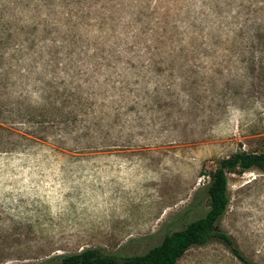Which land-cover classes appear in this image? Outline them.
I'll use <instances>...</instances> for the list:
<instances>
[{
	"label": "rangeland",
	"instance_id": "obj_1",
	"mask_svg": "<svg viewBox=\"0 0 264 264\" xmlns=\"http://www.w3.org/2000/svg\"><path fill=\"white\" fill-rule=\"evenodd\" d=\"M254 4H92L76 30L89 41L88 68L94 50H104L105 65L80 89L96 113L64 127L56 122L65 116H41L39 108L52 76L61 90L62 67L79 70L78 50L53 46L47 66L53 35L43 0H0V264H56L86 247L141 254L204 215L218 161L264 151V54L238 29ZM200 19L203 38L191 26ZM208 30L218 35L213 44ZM146 45H155L154 55ZM227 178L229 203L217 227L264 264V170L237 169ZM175 264L244 263L215 239L188 248Z\"/></svg>",
	"mask_w": 264,
	"mask_h": 264
},
{
	"label": "trees",
	"instance_id": "obj_2",
	"mask_svg": "<svg viewBox=\"0 0 264 264\" xmlns=\"http://www.w3.org/2000/svg\"><path fill=\"white\" fill-rule=\"evenodd\" d=\"M99 0H43L45 8L47 10V32L52 34V38L49 39L48 59L47 66H53V46L57 47L58 44L66 46L69 53H73L78 50L77 53L80 56L79 70H69L67 65H64L60 70V73L67 69V85L61 90L60 87L54 86L56 84V77L52 76V81H49V91L43 97L44 101L39 108L41 116H65L66 118L58 121L64 122V127L73 126L77 121V116H95L96 110L90 106L83 98V92L80 90L82 86H89V78L92 71L105 65L103 60H106L102 52L104 50L101 47L94 50L92 56L93 68H88L87 63L83 60V55L87 52L89 41L85 42L83 36L77 32V26L83 23V20L87 19L90 14V7L92 4ZM103 1V0H102ZM255 4L253 9L249 11L248 15L243 19V23L239 25V34L245 32L249 33L251 39V48L258 53L264 54V0H254ZM100 9L105 11L106 4L101 2ZM122 5V2L117 4ZM214 8L219 13V4L215 2ZM139 13V10H138ZM203 14V10L200 12ZM103 14V13H102ZM206 16V15H205ZM142 15L139 14L136 19L140 20ZM97 21V26L102 28L105 25L106 16L104 14ZM250 21V25L245 23ZM199 23L198 25H195ZM205 21L201 19L196 22H191L193 31L195 28L202 33ZM213 22H211L212 24ZM129 23L128 25H130ZM127 25V26H128ZM202 25V26H200ZM221 21H218L217 27H221ZM110 29L114 32V23L110 25ZM207 35L216 42L218 37L214 31L208 30ZM163 37V35H161ZM202 38L203 33H202ZM135 40V36H134ZM172 43V39L170 38ZM155 47V45H153ZM152 46L146 45L145 50L150 55H154ZM194 49L195 46H190ZM159 49V48H158ZM155 50V49H154ZM157 50V49H156ZM89 56V55H88ZM137 56V55H136ZM141 57V56H140ZM150 63L149 67L154 66ZM143 65L141 64L140 67ZM130 67H133L130 65ZM69 73V74H68ZM84 76L83 79L79 78ZM124 78H120L119 82H122ZM78 84V85H77ZM123 90V89H122ZM47 123L49 121H46ZM55 125V124H54ZM56 126H58L56 124ZM53 127V124L52 126ZM87 127H89L87 125ZM257 167L264 170V151L261 152H248L245 150H238L233 154L221 158L217 166L209 172L210 180L205 188L206 196L208 199V208L204 215L198 217L183 228L174 230L164 235L161 242L147 251L141 254L133 255H117L113 253H107L99 247H86L78 252L65 254L59 257L56 264H175L176 261L183 255V253L192 246H200L209 243L212 240H219L226 245L229 250L244 264H258L248 259L242 251L235 244L234 239L225 231L220 230L217 227L219 218L224 214L227 205L229 203L228 196V178L227 174L239 169L241 171L248 170L250 168Z\"/></svg>",
	"mask_w": 264,
	"mask_h": 264
}]
</instances>
